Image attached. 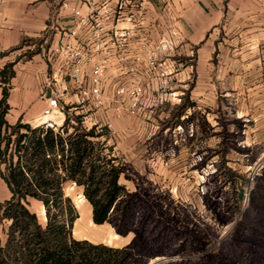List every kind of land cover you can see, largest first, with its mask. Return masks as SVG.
<instances>
[{"label":"rangeland","instance_id":"rangeland-1","mask_svg":"<svg viewBox=\"0 0 264 264\" xmlns=\"http://www.w3.org/2000/svg\"><path fill=\"white\" fill-rule=\"evenodd\" d=\"M219 43L211 72H195V54H156L152 78L159 84L169 76L182 85L177 73L189 67L186 79H178L184 89L177 86L173 94L165 84L152 91L157 105L140 104L141 86L134 111L129 113L125 97L116 117L113 90L106 104L112 116H80L86 127L95 120L102 127L99 147L120 167L123 192L109 220L96 225L82 186L67 182L63 192L76 214L74 239L127 246L130 264H264V43L259 58L247 56L240 40ZM25 46L39 48L34 41ZM20 55L30 54L24 48ZM197 79L212 83L216 102L193 111L188 97ZM169 95L174 104L166 103ZM150 108L163 115L136 116ZM185 111L191 115L180 116ZM37 117L28 123L34 126ZM9 197L0 177V204ZM40 205L30 199L27 207L44 224ZM9 223L0 220L1 245Z\"/></svg>","mask_w":264,"mask_h":264},{"label":"crops","instance_id":"crops-1","mask_svg":"<svg viewBox=\"0 0 264 264\" xmlns=\"http://www.w3.org/2000/svg\"><path fill=\"white\" fill-rule=\"evenodd\" d=\"M61 1L63 0H0V70L7 63H13L14 71L6 99L9 109L5 116L9 123L18 119L28 123L31 118L41 113L44 104L39 101L38 96L47 80L60 93L62 89H67L62 93L63 99L69 105L66 116H83L84 120L87 119L84 116H89V120H92L91 116H112L111 111L106 110V104L118 85H141L144 96L140 104L157 105L152 91L159 85L166 84L176 94L174 89L178 85H173L169 76L161 79L160 84L157 79L152 78L155 74L145 63L146 51L151 48L155 49L156 54L166 56L177 53L188 57L195 54L196 73L211 72L209 61L219 50V42L231 43L240 40L246 46L243 51L247 56L261 57V44L264 43V0H167L165 4L158 0H144L149 11L138 28L134 29L127 54L134 72L120 71V64L114 55L101 80L105 105L100 110L86 113L81 110L86 108L76 107L78 96L67 78V60L53 52L54 48L66 44L87 45L84 31L78 32L74 39L67 35L66 31L72 27L73 20L68 12L59 7ZM66 1L80 8L82 12L86 11V6L77 0ZM118 1L108 0V5L115 8ZM127 1L123 14L131 9L130 3L136 0ZM107 17L110 26L106 39L127 25L122 19L116 24L114 32L111 30L113 16L108 14ZM144 39L149 40L147 47L143 46ZM32 41L39 48L32 50L25 46ZM24 48L28 49V57L20 55ZM15 55L20 57L15 58ZM165 69L169 71V66L161 68L162 71ZM187 69L189 67L184 66L177 73L179 76L176 81H181L182 85L178 86L181 89L185 88V82L178 79H186ZM84 73L89 75L88 66L84 68ZM168 99L166 103L174 104V98L169 95ZM188 99L193 111L200 109L203 104L212 105L216 102L212 83H202L197 79ZM151 108L143 113L137 110L136 116L163 115L154 114ZM78 109L81 111H77ZM189 113L191 112L185 111L180 116L191 115ZM95 122H90V125H95Z\"/></svg>","mask_w":264,"mask_h":264},{"label":"trees","instance_id":"trees-1","mask_svg":"<svg viewBox=\"0 0 264 264\" xmlns=\"http://www.w3.org/2000/svg\"><path fill=\"white\" fill-rule=\"evenodd\" d=\"M13 63L0 70V177L10 197L0 204V220L9 221L0 264H130L129 247H109L77 240L70 229L76 218L63 187L83 188L96 225L107 222L123 186L120 167L102 154L95 126L86 129L80 116H66L57 130L6 119ZM69 127L72 128L69 131ZM107 158V159H106ZM35 200L44 208V224L28 207Z\"/></svg>","mask_w":264,"mask_h":264},{"label":"built area","instance_id":"built-area-1","mask_svg":"<svg viewBox=\"0 0 264 264\" xmlns=\"http://www.w3.org/2000/svg\"><path fill=\"white\" fill-rule=\"evenodd\" d=\"M86 6V11L82 12L77 6H72L68 1L60 2L59 7L68 12L72 17L73 25L66 31L67 35L74 39L78 32L84 31L86 34L87 45L77 44L72 46L66 44L53 49V52L60 54L67 60L69 71L67 73L68 81L72 88L77 92L76 104L79 107L90 109H99L104 105L105 99L101 92V80L106 67L115 55L120 64V71L124 73L134 72V67L128 60L129 40L133 36L134 29L138 28L143 17L148 13V8L144 5V0H136L130 3L131 9L123 14V8L127 0H119L115 8L108 5V0H77ZM165 4L167 0H158ZM108 14H112V31L116 24L122 19L126 22L123 27L110 38L106 39L110 24L108 23ZM169 44H171L169 42ZM149 40L144 39V45L147 47ZM156 51L151 48L146 51L145 63L153 71L156 68ZM89 67V75L86 76L84 68ZM67 89H62V93ZM141 85L126 87L118 85L114 90V116L120 117L124 111L123 98L130 99L129 113L134 111L138 96L141 94ZM58 92L52 86V82L47 80L38 99L44 104V107L38 117L33 120L34 126H43L45 128L57 131L63 124L67 115L66 107L68 103L63 99V94ZM127 110V111H128ZM96 132H101L100 125H94ZM106 129L111 128V124H105ZM91 128V127H90ZM86 129H89L86 127ZM105 129V128H104Z\"/></svg>","mask_w":264,"mask_h":264},{"label":"bare ground","instance_id":"bare-ground-1","mask_svg":"<svg viewBox=\"0 0 264 264\" xmlns=\"http://www.w3.org/2000/svg\"><path fill=\"white\" fill-rule=\"evenodd\" d=\"M40 214L42 217H44V208L40 205ZM116 236V235H114Z\"/></svg>","mask_w":264,"mask_h":264}]
</instances>
